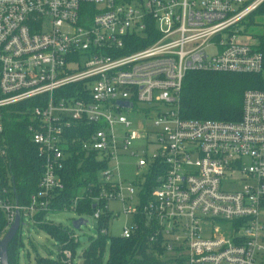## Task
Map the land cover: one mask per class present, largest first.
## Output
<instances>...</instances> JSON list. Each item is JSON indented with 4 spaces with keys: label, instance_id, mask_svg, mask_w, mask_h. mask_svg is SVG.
I'll return each mask as SVG.
<instances>
[{
    "label": "built area",
    "instance_id": "obj_1",
    "mask_svg": "<svg viewBox=\"0 0 264 264\" xmlns=\"http://www.w3.org/2000/svg\"><path fill=\"white\" fill-rule=\"evenodd\" d=\"M263 2L0 0V240L17 215L19 227L51 221L80 154L79 166L94 158L100 169L87 184L92 194L64 210L88 197L92 217L109 220L118 201L131 217L120 236L147 231L154 255L170 264H264V89L244 92L237 120L179 115L188 71L264 79V30L238 26ZM18 105L42 160L27 196L4 138ZM131 114L147 123L132 127ZM128 155L132 181L120 175ZM57 258L73 264L74 256L60 248Z\"/></svg>",
    "mask_w": 264,
    "mask_h": 264
},
{
    "label": "trees",
    "instance_id": "obj_2",
    "mask_svg": "<svg viewBox=\"0 0 264 264\" xmlns=\"http://www.w3.org/2000/svg\"><path fill=\"white\" fill-rule=\"evenodd\" d=\"M256 12L264 15V2ZM248 89H264L263 77L248 73L188 71L181 90L179 115L191 119L237 120L241 115L243 94ZM22 110L24 105H18L9 113L4 138L8 145V158L17 181V188L23 196H27L36 188L37 180L42 173V160L37 155L36 146L30 140L26 128L27 119L25 114L21 113ZM80 158L81 155L78 154L73 155L70 160L65 171V189L56 195L53 203L54 212L63 211L76 195L87 194L90 190L87 184L96 177L100 165L94 158H90L79 166ZM91 194L88 193L89 196ZM92 205L93 203L86 197L79 202L76 212L90 214L93 210ZM107 222L108 216L99 220V228L94 236L89 237L87 246L80 253L78 264H170L169 261L154 255L155 247L148 242L147 231L144 230L131 239L109 236L101 233ZM3 226L4 219L1 218L0 231ZM36 226L56 240L58 249L69 248L75 256L79 242L70 237L74 233L71 227L53 221ZM16 243L17 236L8 247L9 264H16L14 252ZM41 263L62 264L58 258L42 257L36 261V264Z\"/></svg>",
    "mask_w": 264,
    "mask_h": 264
},
{
    "label": "rangeland",
    "instance_id": "obj_3",
    "mask_svg": "<svg viewBox=\"0 0 264 264\" xmlns=\"http://www.w3.org/2000/svg\"><path fill=\"white\" fill-rule=\"evenodd\" d=\"M238 26L242 29L245 28L247 34H261L264 30V15L256 12L240 22ZM127 117L131 120L134 128L147 123V120L142 115L131 114ZM135 162L136 159L129 155L121 157L120 175L122 179L127 181L134 179ZM109 206L115 215L108 220L104 227L109 236H120L124 225L131 223V217L125 215L122 210V204L118 201L110 202ZM79 217L85 218L88 222L80 228L74 229L72 222ZM47 219L55 223H61L66 227H71L79 242L73 258V264L80 263V253L87 246L89 237L94 236L97 232L99 221L94 219L91 214H78L72 210L50 213L47 215ZM24 223V225L19 227L16 234L17 243L14 247L16 264H36L37 259L41 257L55 259L58 255V243L56 240L37 226L30 224L27 220ZM106 252H108V245L106 246Z\"/></svg>",
    "mask_w": 264,
    "mask_h": 264
},
{
    "label": "water",
    "instance_id": "obj_4",
    "mask_svg": "<svg viewBox=\"0 0 264 264\" xmlns=\"http://www.w3.org/2000/svg\"><path fill=\"white\" fill-rule=\"evenodd\" d=\"M126 105V103L124 104ZM19 215H17L15 221L13 224L10 226L8 231L5 233V235L2 237L0 240V264H9L8 261V247L13 238L16 236L17 231L19 229ZM87 220L83 217H79L77 219H74L72 222V227L74 229L80 228L82 225L87 224Z\"/></svg>",
    "mask_w": 264,
    "mask_h": 264
}]
</instances>
